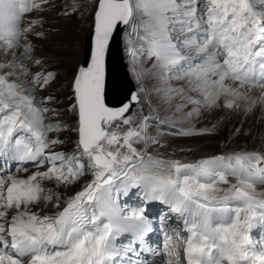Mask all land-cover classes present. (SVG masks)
Listing matches in <instances>:
<instances>
[{"label": "snow or ice", "instance_id": "obj_1", "mask_svg": "<svg viewBox=\"0 0 264 264\" xmlns=\"http://www.w3.org/2000/svg\"><path fill=\"white\" fill-rule=\"evenodd\" d=\"M48 3L0 0V57H7L0 60V157L47 165L27 178L0 176V264H116L152 231L146 207L126 211L118 203L133 189L145 204L190 217L185 236L165 234L155 253L166 255L164 264H180L181 245L186 264H264V242L251 236L264 227V151L196 163L152 152L162 146L161 126H171L170 135H204L208 129L175 125L221 108L245 117L264 109V0H95L90 62L72 81L78 142L70 155L54 151L63 141L48 135L63 130L45 122L55 109L43 105L55 98L38 95L57 79L32 42L45 33L31 14ZM121 25L137 80L157 81L151 91L171 115L150 101L149 114L134 115L144 87L119 107L105 102V59ZM173 79L186 84L173 87ZM88 172L91 179L63 202L42 183L74 184ZM41 202L57 211H31ZM122 235L131 238L118 246Z\"/></svg>", "mask_w": 264, "mask_h": 264}, {"label": "rangeland", "instance_id": "obj_2", "mask_svg": "<svg viewBox=\"0 0 264 264\" xmlns=\"http://www.w3.org/2000/svg\"><path fill=\"white\" fill-rule=\"evenodd\" d=\"M74 3L80 5L79 10L76 12L71 11ZM94 8L95 0H49L46 6H42L41 10L32 14L33 19L42 20V23L37 27V31L45 33L44 38L33 39L32 42L36 45L34 55L36 58L47 61L45 67L57 73L56 81L45 91L38 94L41 98L46 95H52L55 98L53 103L43 105L55 109L54 112L47 114L45 122L59 123L63 129L48 135L50 138H59L63 141L62 144L53 148L54 151L69 155L77 152L76 144L78 142L76 132L77 116L71 108V105L75 102L72 81L82 57L84 38L93 26ZM66 10L70 13L69 15H64ZM127 31L125 28L122 35L125 62L130 66L129 71L137 89L140 87L146 89L142 104L132 109L134 115L139 118L149 114L151 111L149 101L151 102V108L158 109L162 116L171 115L168 111V105L164 104L161 98L151 91L157 81L145 77L143 79L144 84L143 81L139 82L137 80L132 61L127 52ZM0 60H7V57H0ZM150 66L151 61H145L143 64L144 68ZM30 67L33 72L38 70L35 65H30ZM13 71H16V69H13ZM171 83L173 87H181L186 84L183 80L175 79ZM257 107L262 109L260 106ZM141 108H143V111H141ZM227 111V109L221 108L211 114L204 112L198 118L191 121L184 120L175 125L176 128L191 126L196 129H208L207 134L204 135L190 137L170 135L172 127L161 126L159 130L164 133L161 137L162 146H153V155L166 160H179L182 163H196L201 159L218 155L264 151V119H260L254 114L245 117L242 113L237 114L236 112ZM165 128L171 130H165ZM235 129H239V131L236 132ZM152 134L155 135L154 130ZM34 170L33 172L10 173V175L16 178H24V176L27 178L35 172H42L44 167ZM87 178L88 174L74 184L69 185L58 184L55 180L43 181L42 183L54 195H59L63 202L81 189L86 184ZM258 190H260V186H258ZM31 211L40 215L51 216L57 209L52 203L41 202L31 207Z\"/></svg>", "mask_w": 264, "mask_h": 264}, {"label": "water", "instance_id": "obj_3", "mask_svg": "<svg viewBox=\"0 0 264 264\" xmlns=\"http://www.w3.org/2000/svg\"><path fill=\"white\" fill-rule=\"evenodd\" d=\"M93 27L94 24L84 38L82 57L77 68L90 62L94 43ZM124 29L123 25L118 27L113 40L110 42L105 59V102L112 107H119L122 102L128 100L131 93L136 92L134 81L128 73L125 55L123 54L122 35Z\"/></svg>", "mask_w": 264, "mask_h": 264}, {"label": "bare ground", "instance_id": "obj_4", "mask_svg": "<svg viewBox=\"0 0 264 264\" xmlns=\"http://www.w3.org/2000/svg\"><path fill=\"white\" fill-rule=\"evenodd\" d=\"M33 14V13H32ZM31 14V15H32ZM36 19V18H35ZM56 34V33H55ZM54 35V34H53ZM54 37V36H53ZM56 37V36H55ZM127 63V62H126ZM129 68H130V66H128V63H127V69H128V73H129V75H130V77H131V72L129 71ZM132 78V77H131ZM132 80L134 81V79L132 78ZM173 81V80H172ZM143 82H144V80H143ZM177 82H179V81H177ZM134 84H135V82H134ZM144 84H145V82H144ZM135 87H136V91L138 90L137 89V86L135 85ZM146 94V92L144 93V94H142V95H145ZM222 112V111H221ZM227 112H230L229 110L227 111ZM254 115H256V116H258L260 119H264V109H260L259 107H256V109H255V111H254V113H253ZM250 118V117H249ZM259 122V121H258ZM20 177V176H19ZM21 178H23V177H21Z\"/></svg>", "mask_w": 264, "mask_h": 264}, {"label": "trees", "instance_id": "obj_5", "mask_svg": "<svg viewBox=\"0 0 264 264\" xmlns=\"http://www.w3.org/2000/svg\"><path fill=\"white\" fill-rule=\"evenodd\" d=\"M165 130H171V129H169V128H165Z\"/></svg>", "mask_w": 264, "mask_h": 264}]
</instances>
